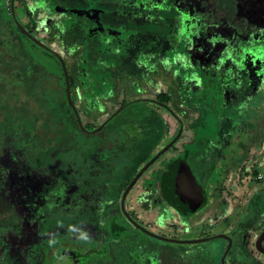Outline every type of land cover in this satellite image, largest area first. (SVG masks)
I'll use <instances>...</instances> for the list:
<instances>
[{
  "label": "flooded vegetation",
  "instance_id": "flooded-vegetation-1",
  "mask_svg": "<svg viewBox=\"0 0 264 264\" xmlns=\"http://www.w3.org/2000/svg\"><path fill=\"white\" fill-rule=\"evenodd\" d=\"M112 1L117 0H6L7 18H13L19 33L41 49V54H37L32 46L26 45L15 31L2 33L0 65H9L5 76L10 79L13 87L29 91V96L22 105L20 99L6 102L5 105L0 102V135L10 136L20 132L25 138L33 139L40 136L42 143H46L55 133L71 128L72 136L77 133L84 136L80 144V160L76 156L71 157L68 171L71 183L75 186L73 193L80 192L84 195L85 201L74 213H70L72 217L70 216L66 224L68 230H59L58 234L49 238L48 244L42 242L43 245L26 247L22 253L17 252L18 264H34L40 256L45 260L47 254L56 246L59 248L51 258L50 264L63 248L73 250L71 254L61 258L60 261L65 264H178L182 255L164 246L172 242L160 236L195 239L204 235L165 234L160 231L159 226L168 225V214L192 217L198 210L207 206L209 192L200 180L201 177H207L206 175L215 169L216 156L224 160L228 158L225 147H228L231 140L236 143L238 149L243 145L242 136L239 138L240 136L231 132L234 127L243 128L242 123H236L232 116L234 111L231 109L229 112H221L218 117L220 121L226 120L228 128H225L221 135L210 133L212 128L208 127L207 123L215 116L216 111L210 110L211 106L209 109L204 106L203 100L206 97L203 95L202 98L197 93V88L200 87L194 75L190 76L196 86L189 88L186 84L182 85L185 94L177 92L175 99L173 95V98L171 97L168 86L160 81H153L151 87H141L134 80L121 79V76L131 75L130 71L133 69L130 66L133 65L119 64V60L112 57L115 54L114 56L119 58V42H115L114 48L106 53H97L98 49L92 47L93 42L100 46L98 33L94 34L91 30L95 26L84 25L81 20L91 19L89 9L96 8L102 27L100 35L103 36L106 32L104 8L106 3H115ZM250 1L251 18L258 21L255 24L264 26V0ZM174 2L182 12L181 23L185 28L181 35L188 36L184 38L188 42V49L196 50L198 43L206 38L221 43L223 41H220V34L231 40L240 29L237 17L238 0ZM221 2L226 3L223 14L214 15L211 4L216 6ZM143 3L148 7L149 3L146 0ZM19 8L23 12V17L18 13ZM69 15L78 16L80 21L69 23L67 21ZM208 19L212 27L211 39L209 35L205 39L204 36L201 37L200 31L187 33V25L195 21L200 26ZM17 22L45 47L29 39L18 27ZM106 28L120 30L114 26L106 25ZM121 33L128 37L133 36L126 31ZM12 41L17 45L14 48L15 55L4 53V45ZM103 43L105 45L106 42ZM104 45L101 44L100 49H103ZM58 56L62 57L67 72L73 65L70 63L72 60L82 58L79 65L82 71L79 80L80 93L75 95L79 107L71 95L77 114L67 101L66 85L67 106L64 113L50 111L41 98V87L50 88L58 82L65 84ZM140 56L138 54L134 60ZM252 56L255 57L250 58L253 65L264 67V50L252 53ZM25 64L28 65V70L25 69ZM134 65H139L137 68L142 70L151 67L146 61ZM229 65L233 64H220L225 67L221 72L225 73ZM61 75L63 80L58 81L57 78H61ZM0 79H3L0 81L2 84L8 85L6 81L4 82L2 74ZM245 80L249 85L248 78ZM263 80L264 78L258 80L253 75L251 84H259ZM116 111L118 112L115 113ZM168 117L175 122L172 129ZM196 120L199 122L193 125L192 121ZM105 121L106 123L96 130ZM203 127L210 129H206L209 134ZM199 128H202L200 132ZM179 130L181 131L177 139L140 173L125 193L136 174L178 134ZM186 131L191 132V139L187 143L184 142ZM217 136L223 137L225 141H219ZM217 149L220 150L219 155ZM157 161L159 163L151 168ZM178 161L186 162L195 177L197 188L191 197H179L172 190L174 180L171 178V167ZM240 170L242 173V168ZM241 173L238 175L239 178L242 177ZM217 184L213 191L229 199L230 187L224 182ZM135 187L138 189L136 198L140 208L130 209L128 198ZM151 213L156 214L154 220L150 219ZM170 227L176 230L173 225ZM63 237L67 239V245L57 242Z\"/></svg>",
  "mask_w": 264,
  "mask_h": 264
},
{
  "label": "rangeland",
  "instance_id": "rangeland-1",
  "mask_svg": "<svg viewBox=\"0 0 264 264\" xmlns=\"http://www.w3.org/2000/svg\"><path fill=\"white\" fill-rule=\"evenodd\" d=\"M144 1L117 0L112 1L115 3H106L104 37L100 35L102 27L96 8L89 9L91 19H82L81 22L83 21L84 25L95 26L91 30L94 34L98 33L100 46L98 47L97 43L93 42L92 47L95 46V49H98L97 53H106L114 48L115 42L120 43L119 58L114 56L115 54L112 57L119 60V64L133 65L130 66L133 70L130 71L131 75H128V78L138 82V86L151 87L152 82L157 80L168 86L171 97L174 96L177 99V92L185 94L181 88L182 85L186 84L189 88L196 86L190 75L197 77L196 83L200 87V89L197 88V93L202 98L203 95L206 97L203 100L204 106L207 109L211 106L210 110L216 111L215 116L207 123V126L212 128L210 131L212 135H221L224 129L228 128L226 120L218 119L221 112L233 110L232 116L236 123L243 124V128L239 129L233 124L234 128L231 131L232 134L240 136L239 138L242 136L244 139L242 149H238L236 143L231 140L228 147H225L228 158L224 160L216 156L215 169L206 175L207 177L200 179L209 192L207 206L198 210L192 217L168 214V225L159 226L160 231L165 234L177 236L191 233L196 236L204 235L203 237L207 234L213 236L222 233L220 230L222 228L218 224L225 225L233 211L238 209L240 193L236 188V182L240 178L243 182L251 180L255 182V175L264 173V80L259 84H251L253 75L258 80L264 78V67L253 65L250 60L254 57L252 53L264 50V26L255 24L258 21H253L251 18V1L238 0L237 17H239L241 26H238L240 29L235 36L230 40L220 34V41L224 43H219L217 40L209 41L206 38L198 43L196 50H192L187 48L188 42L184 39L188 36L181 35L185 26L181 23L182 12L174 2L177 0H146L149 3L148 7L145 6ZM5 4L6 0H0V37L3 36L2 33L15 31L26 45L32 46L37 54H41V49L19 33L13 18H7ZM211 5L214 8L212 10L214 15L221 16L226 3H217L216 6L212 3ZM18 13L21 17L24 16L20 8ZM68 17L69 23L80 21L76 15ZM106 25L119 27L120 30L115 28L107 30ZM186 28L188 34L200 31V36H204V39L208 35L210 39L213 37L210 34L212 27L209 19L200 26L193 21ZM121 31L132 33L133 39L122 34ZM103 42H106L105 45ZM101 44L104 45L103 49H100ZM15 47H17L15 41L8 42L4 45L3 52L15 55ZM138 54L141 55L140 58L134 60ZM142 61L149 63L150 69L142 70L137 68L139 65H134ZM219 63L224 65L232 63L233 65H229L224 73L221 70L225 67L220 66ZM8 66V64L0 65V75L2 74L4 82L8 83L4 85L0 82L2 84L0 102L5 105L6 102L20 99V105H22L26 103L29 91L26 92L21 87L12 86L10 79L5 76L9 69ZM25 69H29L26 64ZM11 77L13 78V75ZM247 78L249 85L245 80ZM73 99L79 107L75 94ZM168 121L172 129L175 122L171 117H168ZM199 129L200 132L202 128ZM207 130L206 133L209 134ZM202 132L205 131L202 130ZM190 136L191 132L186 131L185 143L191 139ZM83 137L81 133L72 136L71 128L55 133L46 143H42L40 136L33 139L25 138L20 132H15L10 136L0 135V264H18L17 252L22 253L26 247L48 244L49 238L58 234L59 230H68L66 224L70 216L72 217L70 213H74L85 201L84 195L80 192L73 193L75 186L71 183L68 171V162L71 157L76 156L80 160V144L83 142ZM252 137L256 139L253 138L252 141ZM217 138L221 142L225 141L221 136ZM221 149L223 150V147ZM75 150H77L76 153ZM217 150L219 155L220 150ZM158 163L159 161L151 168ZM240 168H242V173ZM240 173L242 177L239 178ZM219 182H224L230 187L229 199L213 191ZM139 184L140 182L137 186ZM137 192L138 189L135 187L129 195L130 209L139 207ZM155 217L156 214L151 213L150 219L154 220ZM171 225L177 231L172 230ZM256 233L257 231L254 232L253 238ZM63 239L57 242L67 245V239ZM223 240L212 238L199 243L184 245L168 243L164 246L182 255L178 264H221V257L226 247L222 249ZM240 252L242 253L240 261L237 258L232 263L233 255L230 257L227 255L225 264H264V257L261 254L263 258L257 261L250 255L244 256V249ZM247 253L246 249L245 254ZM253 253L257 252L253 250Z\"/></svg>",
  "mask_w": 264,
  "mask_h": 264
},
{
  "label": "water",
  "instance_id": "water-1",
  "mask_svg": "<svg viewBox=\"0 0 264 264\" xmlns=\"http://www.w3.org/2000/svg\"><path fill=\"white\" fill-rule=\"evenodd\" d=\"M11 6L13 9V4ZM17 25L21 29V31L29 39H31L35 43L45 47L34 36H32L28 31H26L20 23L17 22ZM58 59L62 65V70L64 73L67 101H68L69 105L74 109L75 113L77 114V110H76V108L72 102V99H71L68 72H67L65 63H64L62 57L58 56ZM117 112L118 111H116L115 113H117ZM78 120H79V117H78ZM106 121L104 123H102L96 130L100 129L106 123ZM79 124L82 127L80 121H79ZM96 130H94V131H96ZM180 131L181 130H179L178 134L163 149H161L156 155H154V157H152V159L150 161H148V163L136 174V176L128 184V186L125 190V193L128 191V189L130 188L132 183L136 180V178L140 175V173L149 164H151L154 161V159L160 153H162L164 150H166L177 139ZM171 178L174 180L172 190L179 197H191L197 188L195 177L192 174V172L190 171L188 164L184 161H178L172 165V167H171ZM260 216L262 217L263 214H260ZM242 232L243 231H241V233H239V235H237V237H235V240H234L233 236H231L229 233H218V234H215L213 236L199 237V238H195V239H178V238H171V237H166V236L165 237L160 236V237L162 239L169 241V242H172V243H184V244L204 242V241L211 240L212 238L225 239L227 241V244H226V247H225L223 254H222V257H221V264H225V257L227 255H229V257L233 255L234 260H237V258L239 260L240 256L242 255V253L240 252L241 249L242 250L244 249L243 255L244 256L246 255L245 251L247 249V242L248 241H247V236L245 234H242ZM263 239H264V228L258 233L257 237L255 238V240L253 242L254 251H256L257 253L261 254L264 257V246L262 244ZM72 252H73V250H69L67 248H63V249L59 250L56 257L54 258L52 264H65V262L60 261L61 258L66 256V255L71 254Z\"/></svg>",
  "mask_w": 264,
  "mask_h": 264
},
{
  "label": "crops",
  "instance_id": "crops-1",
  "mask_svg": "<svg viewBox=\"0 0 264 264\" xmlns=\"http://www.w3.org/2000/svg\"><path fill=\"white\" fill-rule=\"evenodd\" d=\"M255 180V179H254ZM239 194V204L237 211H233L230 219L225 225L219 223L220 229L222 233H229L233 238L237 237L239 233L245 234L247 236V251L246 255H250V257H254L257 261L262 259L263 257L259 254L253 253V242L258 235L259 227L264 222V209L260 214H263L261 217L258 213L261 210L262 205L264 206V181L256 180L253 182H243L241 178L236 182ZM234 189V188H233ZM236 190V189H234ZM255 206H257L255 208ZM264 208V207H263ZM220 222V221H217ZM217 224V223H216ZM228 229V230H227ZM257 231L254 238V232ZM224 244L222 245V249L226 246L227 241L223 240ZM256 252V251H255ZM222 253V250H221ZM236 260H232L231 262H235ZM264 262V261H263Z\"/></svg>",
  "mask_w": 264,
  "mask_h": 264
},
{
  "label": "trees",
  "instance_id": "trees-1",
  "mask_svg": "<svg viewBox=\"0 0 264 264\" xmlns=\"http://www.w3.org/2000/svg\"><path fill=\"white\" fill-rule=\"evenodd\" d=\"M81 60H82L81 57L72 60V62H70V63H72L73 65H71L68 68V75H69V82H70V89H71V95L72 96L74 94L75 95H78L80 93L79 80L81 79L82 71H81V68H80L79 65L82 63ZM95 72H97V71H95ZM96 76H97V74H96ZM100 77H101V75H100ZM60 79L63 80V75H61V78L60 77L57 78L58 81H60ZM121 79H126L127 80L129 78H128V75H126V76H121ZM40 91H41V98L45 102L46 107L49 108L50 111L59 112V113H64L66 111L65 106H67V101H66V98H65V84L64 83L60 84V82H58L55 86L50 87V88H48V87H41L40 88ZM197 122H199V120L192 121V124L194 125ZM253 138L254 137H252V141L254 140ZM256 207L257 206H255V208ZM263 207L264 206L262 205L261 210L258 211L259 214L264 209ZM263 228H264V222L259 227L258 233ZM58 248H59V246L54 247L47 254V258L45 260L40 256L39 259L37 260V262H35L34 264H39V263H42V264H50V260H51V258L53 257L54 253L56 252V250Z\"/></svg>",
  "mask_w": 264,
  "mask_h": 264
},
{
  "label": "built area",
  "instance_id": "built-area-1",
  "mask_svg": "<svg viewBox=\"0 0 264 264\" xmlns=\"http://www.w3.org/2000/svg\"><path fill=\"white\" fill-rule=\"evenodd\" d=\"M255 179L258 180V181H264V173L255 175ZM262 244L264 246V239L262 241Z\"/></svg>",
  "mask_w": 264,
  "mask_h": 264
}]
</instances>
